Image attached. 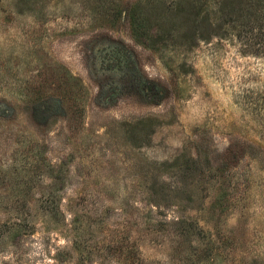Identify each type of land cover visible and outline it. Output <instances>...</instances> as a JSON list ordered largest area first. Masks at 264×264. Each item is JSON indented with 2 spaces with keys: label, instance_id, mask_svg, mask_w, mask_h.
I'll list each match as a JSON object with an SVG mask.
<instances>
[{
  "label": "rangeland",
  "instance_id": "374dc122",
  "mask_svg": "<svg viewBox=\"0 0 264 264\" xmlns=\"http://www.w3.org/2000/svg\"><path fill=\"white\" fill-rule=\"evenodd\" d=\"M231 8L0 0V264H264V42Z\"/></svg>",
  "mask_w": 264,
  "mask_h": 264
},
{
  "label": "trees",
  "instance_id": "16d2710c",
  "mask_svg": "<svg viewBox=\"0 0 264 264\" xmlns=\"http://www.w3.org/2000/svg\"><path fill=\"white\" fill-rule=\"evenodd\" d=\"M223 5H228L230 9V18L236 14V20H243L244 28L240 30V37H248L247 40L251 41L253 51L259 54L261 46L258 44L264 42V0H218ZM258 30V32H257ZM252 36H249L248 33ZM261 40V41H260Z\"/></svg>",
  "mask_w": 264,
  "mask_h": 264
}]
</instances>
